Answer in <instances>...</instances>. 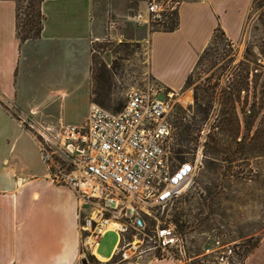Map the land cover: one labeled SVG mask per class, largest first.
Listing matches in <instances>:
<instances>
[{
  "label": "crops",
  "instance_id": "obj_1",
  "mask_svg": "<svg viewBox=\"0 0 264 264\" xmlns=\"http://www.w3.org/2000/svg\"><path fill=\"white\" fill-rule=\"evenodd\" d=\"M145 1L43 0L42 33L22 42L18 1L0 0V264H81L88 255L94 264H115L116 251L99 252L105 234L95 241L80 231L78 198L48 180L30 129L55 134L85 122L92 104L94 44L108 37L148 41L151 77L178 94L217 32L232 42L241 38L253 3L177 0L178 28L165 32L136 23V14L148 16ZM245 264H264V234Z\"/></svg>",
  "mask_w": 264,
  "mask_h": 264
},
{
  "label": "rangeland",
  "instance_id": "obj_2",
  "mask_svg": "<svg viewBox=\"0 0 264 264\" xmlns=\"http://www.w3.org/2000/svg\"><path fill=\"white\" fill-rule=\"evenodd\" d=\"M17 1L19 29L26 34L39 25L38 2ZM143 20L147 22L146 14ZM149 21L142 25L151 31H166L177 24V16L159 23ZM263 83L264 0H253L238 41L216 33L178 94L151 77L148 41L108 37L94 44L92 103L117 112L130 88L153 89L159 98L171 103L168 120L173 130V148L187 159L199 161L194 184L160 212V228L174 231L184 242L187 258L183 264H227L228 259L229 264H236L250 249L254 250L264 234V157L248 154L253 131L250 135L246 130L243 116L240 138H245L246 154L241 157L244 160L230 162L231 154L238 150L233 143L238 126L233 109L238 100L236 89L250 90L243 91L240 98L241 102L247 98L251 102L253 86L257 84L260 92ZM125 233L135 245L141 242L140 249L127 253L130 261L138 260L142 251L161 253L147 237L153 236L150 231ZM119 242V234L110 231L101 239L99 252L108 255L117 250ZM229 249L237 251V256L230 255ZM86 260L94 264L91 256ZM122 261L117 256L114 263Z\"/></svg>",
  "mask_w": 264,
  "mask_h": 264
},
{
  "label": "built area",
  "instance_id": "obj_3",
  "mask_svg": "<svg viewBox=\"0 0 264 264\" xmlns=\"http://www.w3.org/2000/svg\"><path fill=\"white\" fill-rule=\"evenodd\" d=\"M145 2L148 20L138 13V25L150 19L159 23L177 13L180 5L177 0ZM171 109V103L153 89L132 87L117 112L92 103L82 125L62 126L55 134L30 125L48 180L70 188L78 198L80 231L97 240L112 231L108 230L112 223L124 228L115 229L120 232L115 254L123 261L131 260L128 252L141 248L140 241L135 245L127 239L128 230L150 231L153 236L147 237L161 250L159 255L142 251L138 260L183 264L187 258L183 240L174 231L160 228V212L194 184L199 168V161L179 159L173 151ZM229 254L237 256V251L229 249ZM249 255L239 257L236 264H245Z\"/></svg>",
  "mask_w": 264,
  "mask_h": 264
},
{
  "label": "trees",
  "instance_id": "obj_4",
  "mask_svg": "<svg viewBox=\"0 0 264 264\" xmlns=\"http://www.w3.org/2000/svg\"><path fill=\"white\" fill-rule=\"evenodd\" d=\"M34 1L35 0H31L32 3H34ZM36 1L38 2V16H39L38 26H36L35 28H30L26 32V34H22L19 29V16H18V37L22 42H25L27 40L37 39L40 37L42 33L43 16L40 10V4L43 0H36ZM175 16H177V13H174L168 17H175ZM177 28H178V18H177V24L172 28L166 30L165 32H172L175 31ZM258 89L259 88L257 84L253 86L252 88L253 96L251 102L249 101V98H247L246 101L241 102V98H240V95L243 91L248 93L250 92V90H243L240 87L236 89V92L238 94V100L233 105V109H234L235 120H237L238 126H237L236 138L233 140V143L236 146H238V150L231 154L233 156L231 157L233 158L232 161H230L231 163L244 160L241 157L246 154V151L244 150L245 138L244 137L240 138L241 116L245 117V128L247 131L250 132V135L253 131V135L250 137L248 141V154H250V156L253 158L264 157V83L263 86H261L260 92L258 91ZM173 151L179 159H184L186 157L183 156V154H180V152L175 148H173ZM251 252L252 250L250 249V251H248L247 253L250 254Z\"/></svg>",
  "mask_w": 264,
  "mask_h": 264
},
{
  "label": "bare ground",
  "instance_id": "obj_5",
  "mask_svg": "<svg viewBox=\"0 0 264 264\" xmlns=\"http://www.w3.org/2000/svg\"><path fill=\"white\" fill-rule=\"evenodd\" d=\"M115 229H124L122 228L119 224H116V223H112L110 224V226L108 227V230H115ZM165 234H170L169 232L168 233H165ZM92 240V239H91ZM96 241V240H95ZM94 240L92 241L93 243L95 242ZM135 244V243H133ZM96 253V252H95Z\"/></svg>",
  "mask_w": 264,
  "mask_h": 264
},
{
  "label": "water",
  "instance_id": "obj_6",
  "mask_svg": "<svg viewBox=\"0 0 264 264\" xmlns=\"http://www.w3.org/2000/svg\"><path fill=\"white\" fill-rule=\"evenodd\" d=\"M81 264H89L88 261L86 259H83Z\"/></svg>",
  "mask_w": 264,
  "mask_h": 264
}]
</instances>
